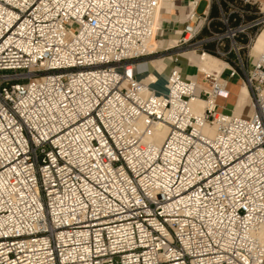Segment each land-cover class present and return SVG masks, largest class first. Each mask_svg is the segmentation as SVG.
Listing matches in <instances>:
<instances>
[{
	"label": "built area",
	"instance_id": "2783aa9c",
	"mask_svg": "<svg viewBox=\"0 0 264 264\" xmlns=\"http://www.w3.org/2000/svg\"><path fill=\"white\" fill-rule=\"evenodd\" d=\"M162 1L0 0V264H264L263 5L167 0L170 30ZM187 54L224 64L199 95L139 78ZM234 77L245 117L217 109Z\"/></svg>",
	"mask_w": 264,
	"mask_h": 264
},
{
	"label": "crops",
	"instance_id": "0c3cea01",
	"mask_svg": "<svg viewBox=\"0 0 264 264\" xmlns=\"http://www.w3.org/2000/svg\"><path fill=\"white\" fill-rule=\"evenodd\" d=\"M234 1V0H230ZM264 7V0H258ZM162 5L165 7L166 11L170 12V19H171V24H169L170 30L172 29H180L182 27V22H183V17L185 14V5L184 3L179 4V2H175L174 7L171 9L172 6L168 4L167 2H162ZM168 18L167 16H164ZM261 32V31H260ZM259 32V33H260ZM259 33L256 35L255 39L253 42L249 45L248 49V61L250 62L252 60L255 61L258 53H261V50H255L254 49V43L259 35ZM238 43L242 44L243 42L238 41ZM189 58H186L185 56H181L178 58L176 65L180 69V73L182 77L185 78H193L198 84V88L196 90L197 95L200 94V89L204 87L203 81L201 79V73L198 71L199 69H195L194 66H191L189 64H186L187 60ZM191 61V60H189ZM197 62V58H196ZM195 62V63H196ZM192 63V62H191ZM193 63V64H195ZM251 63V62H250ZM196 65V64H195ZM158 63L157 66L154 68H150L149 70L151 72L148 73L146 77H144L143 82H150V81H155L151 87L154 90H160L162 88L161 84V73H156L158 70ZM223 66H220V68ZM199 72V73H197ZM152 75L154 77L153 80H148V77ZM235 80V83L233 82ZM226 89L228 90V96L227 98H222L218 97L216 99V105L217 109L224 112V113H237L241 116H248L249 114L246 115V105L248 104V97H247V91L244 85L241 84V80L239 77H234L230 79L227 83ZM244 89V92H243Z\"/></svg>",
	"mask_w": 264,
	"mask_h": 264
},
{
	"label": "bare ground",
	"instance_id": "6f19581e",
	"mask_svg": "<svg viewBox=\"0 0 264 264\" xmlns=\"http://www.w3.org/2000/svg\"><path fill=\"white\" fill-rule=\"evenodd\" d=\"M162 2H167L168 4H170V6H172L171 2L170 1H167V0H163ZM173 43V39H170L169 41V44H172ZM264 27L261 29V32L259 33L255 43H254V49L257 51V50H262L264 49ZM162 60V59H160ZM159 62V60H151L150 61V67L149 69L152 67L154 68L155 66H157V63ZM219 64V65H218ZM220 65L221 66H224V64L216 57L214 56H203V57H197V62H196V66L197 68L199 69V71H203V72H206V73H209L211 71H220L221 68H220ZM149 73V72H148ZM148 73L144 76L146 77L148 75ZM144 79V78H143ZM154 77L152 75H150L148 77V80H153ZM155 81H150V82H144L146 83L151 89H153L151 87V85L154 83ZM154 90V89H153ZM156 91V90H155ZM243 92H244V89H243ZM202 106H203V103L201 100H192V107H193V110L196 111V112H200L202 110ZM163 133H159L156 135V142L159 143L163 137Z\"/></svg>",
	"mask_w": 264,
	"mask_h": 264
},
{
	"label": "rangeland",
	"instance_id": "374dc122",
	"mask_svg": "<svg viewBox=\"0 0 264 264\" xmlns=\"http://www.w3.org/2000/svg\"><path fill=\"white\" fill-rule=\"evenodd\" d=\"M204 2H199V4L197 5V12H201L202 10H203V8H204ZM263 9L262 10H264V7H262ZM167 39H174V36L172 35V34H169L168 35V37H167ZM167 39L165 40V42H164V44H163V46H165L166 45V43H167ZM264 48V47H263ZM261 52H264V49H262L261 50ZM162 55H166L165 53H162ZM183 56H185L186 58H189V60H191V61H187L186 62V64H189V65H191V66H194V68L195 69H197V66L195 65L196 63V58H197V56L196 55H194V54H187V55H183ZM157 57V56H156ZM156 57H154V58H151V59H149L148 60V62H147V64H146V68H147V70H146V72L145 73H143V74H141L140 76H139V78L140 79H142L143 80V78H144V76L148 73V72H151L150 70H149V67H150V61L151 60H159V62H158V70L156 71V73H161L160 74V77H161V84H162V88L160 89V90H156V91H163V89H164V85H165V81H166V75H167V73L169 72V70H170V68H172L173 66H176V68L180 71V69H179V67L177 66V65H174L171 61H170V59L169 58H164V59H162V60H160V58H156ZM161 57V56H160ZM179 58V57H178ZM187 60V59H186ZM192 62V63H191ZM251 63H252V60L250 61ZM193 63H195V64H193ZM219 65V64H218ZM221 66V65H220ZM197 73H199V72H197ZM234 83H235V80L233 81ZM245 111H246V115L247 114H249L250 113V111H251V104H250V101L248 102V104L246 105V108H245Z\"/></svg>",
	"mask_w": 264,
	"mask_h": 264
},
{
	"label": "trees",
	"instance_id": "16d2710c",
	"mask_svg": "<svg viewBox=\"0 0 264 264\" xmlns=\"http://www.w3.org/2000/svg\"><path fill=\"white\" fill-rule=\"evenodd\" d=\"M223 7L225 8V6H223ZM210 16L213 18V20L210 23L211 29L213 31H219V30L223 29L221 23L215 19L217 17V12L214 8L211 10ZM237 41L244 42L245 40L243 37L239 36L237 38Z\"/></svg>",
	"mask_w": 264,
	"mask_h": 264
}]
</instances>
